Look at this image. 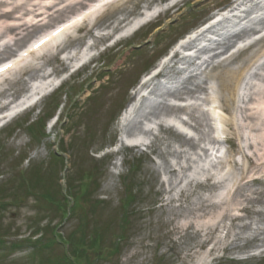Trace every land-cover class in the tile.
I'll return each mask as SVG.
<instances>
[{"label":"rangeland","instance_id":"374dc122","mask_svg":"<svg viewBox=\"0 0 264 264\" xmlns=\"http://www.w3.org/2000/svg\"><path fill=\"white\" fill-rule=\"evenodd\" d=\"M91 1L95 0H84V4L72 8V12L62 15L59 20H66L77 14L88 7ZM33 2H41L42 6L46 3L44 0ZM163 2L167 3L168 0L115 1L96 19L94 27L101 31L98 34H104L99 40L92 28L94 21L85 22L79 31L71 33L70 36H79L80 39L69 42L68 49L82 46L89 38L94 39L95 46H106L113 33L121 30L116 39L121 38L122 41L97 56L94 59L97 60L96 66L93 61L83 66L78 73L66 78L59 89H54L56 91L52 96L41 98L34 108L5 120L3 128L0 129V238L4 236V240L8 242L7 245H0V264H40L42 257L60 258L64 252L69 251L67 244L59 243L50 247L44 246L42 257L31 256V252L37 249L34 247L32 250L33 243L36 246L39 243H29L27 240L33 236L37 227L45 228L51 221V225L58 224L56 230L64 237L80 235L81 226L87 235L92 234L91 237L95 236L97 229L101 231V245L110 249H107L104 256L90 253L89 262L82 261L79 264H264V258L255 254L258 251L255 245L224 250L225 231L220 233L219 240L216 238L219 244L212 253L208 251V246L198 247L200 238L195 236L193 230L180 239L182 232L179 225L193 211L194 202L202 203L219 190H207L203 183L205 176L198 175V171L204 170L208 173L215 163L200 148V145L203 147L213 143L212 116L208 112L209 100L206 97L211 92V87L207 91L198 92L201 96L200 105L197 109L190 110L198 116L197 127L191 128L195 138L180 133L168 124H159L155 128L156 134H152L154 137L149 146L138 148L123 144L119 153H106L107 148L118 142V118L122 109L133 98L131 88L143 74L157 65L180 37L210 18L217 8L232 4L233 0H179L173 7L163 9L161 13L157 8V17L145 25H138L139 27L132 30L126 28L125 24H130L131 19L140 15L142 10L155 8ZM258 2L264 4V0ZM38 8L39 6L32 14L35 19L26 14L22 21L27 25H32L33 22L43 25L59 16V13H55L48 18L47 14L41 15L44 9ZM6 9L5 3L0 4V12ZM23 12L24 10L16 12L12 16ZM11 18H0V27L10 22ZM7 19L10 21L7 22ZM59 20L53 21L51 26L61 22ZM112 22L113 26L118 27L114 31L111 27L106 28ZM28 29L30 33L25 36V40L12 48L27 46L41 33L40 29L35 30L32 26ZM26 32L23 31L22 35ZM70 36L62 39V43H66ZM1 48L3 47L0 44ZM12 48L8 49L14 51ZM58 48L60 46L51 47L42 54L31 57L27 67L30 64L42 66L40 77L50 71L57 75L65 72L68 64L63 61ZM10 55L12 54L1 57L0 61ZM263 61L264 40L249 49L241 50L237 58L230 62L229 67L237 71L230 90L221 94L216 89L223 108L220 115L224 121L221 123L227 135L231 130L225 121L229 120L232 112L239 111L238 95L234 97L232 90L239 76L243 75V70ZM222 69L223 67L218 70H199L185 85L189 88L209 86L210 83L218 87V79L210 78V74ZM261 71L264 73V69ZM21 75L20 70H16L0 82V101L18 98L29 89L31 82L36 81L29 79L27 75L20 78ZM251 81L262 83L257 77H252ZM51 99L59 102L60 106L44 129L45 120L51 112ZM156 107L160 115L164 113L162 104L153 105L152 108ZM140 115L144 116L143 113ZM56 116L64 118L65 121L56 122ZM39 120L43 124L33 125ZM139 128V118H136L127 126L126 131L130 134ZM202 131H208L209 138L201 135ZM186 140L195 143L199 148H193ZM232 144L229 153L240 163H244L242 155L237 153L238 147L233 142ZM118 155L124 158L121 167L116 166L119 174L113 173L111 168L115 166ZM134 163L136 171L130 175V165ZM87 174L92 176L90 182L86 179L90 194L81 200V207L70 212L68 218L62 219V213L56 211L55 203L48 199V195L62 198L61 193H73L71 188L80 191L81 180ZM262 185L257 182L248 186L261 188ZM183 186L189 189L188 195L185 190H181ZM133 192L135 196L133 200H128L132 201L130 203L126 201V197L134 195ZM168 197L175 198L167 201ZM124 201L129 203L126 208L123 207ZM253 219L252 229H239L230 222L228 225H231L234 232L248 236L254 233L255 227L264 228L263 221H259L257 217ZM83 222L85 225H82ZM47 228L46 231L43 229L45 232L40 231L43 233L38 236L42 244L51 235V227ZM119 233L124 234L117 241L119 252L110 254L109 251L115 247L113 241L116 243ZM245 242L241 237L236 241L237 244ZM263 247L264 244L260 248ZM183 250L188 254L198 250L197 257H200H185Z\"/></svg>","mask_w":264,"mask_h":264},{"label":"bare ground","instance_id":"6f19581e","mask_svg":"<svg viewBox=\"0 0 264 264\" xmlns=\"http://www.w3.org/2000/svg\"><path fill=\"white\" fill-rule=\"evenodd\" d=\"M47 1H49L50 3L47 4ZM251 1V4L253 3V5L256 2L255 0ZM2 3L6 4L7 9L4 12H0V18L12 17L10 20H14L17 24L15 26H6L5 28H3V30L0 31V40L3 39L6 35L13 34V36L15 37L14 45H17L20 41H24L25 36L29 35V26H32L35 30L40 29L41 31H43L44 27L45 30H48L53 26H51L53 21L59 20L62 15L72 12V8H76L78 4H81L80 2L73 3L69 0H44L45 4L43 6L41 5V2L37 3L33 2V0H0V4ZM38 6V9H44V11L41 12V15L47 14V17L49 18L55 13H59V16L50 19L51 21L45 22L43 25H37L36 23L27 25L26 22L22 21L23 18H25L24 15L28 14V17L33 16L35 19V15L32 14H34L33 12L37 9ZM263 8L264 5L259 4L254 8L247 7V9H244L242 13L245 16H249L250 14L255 15L256 12H259ZM237 9L239 8L235 7L233 10ZM23 10L24 12L20 15H16L15 17L12 16L14 15V13ZM230 14L235 18L239 17L237 13ZM230 21H232L231 18L224 17L221 21L216 22L203 34H201V38L197 37L186 41L184 47H188L194 50L191 51V55L182 56L177 60V62L181 64L182 70L192 67L191 71H193V74L191 72L192 75H189L186 78L185 82L178 84L176 87L170 86L169 88H165L163 90V96L182 99L188 97L190 99V102L188 104L175 105L163 103L164 106L162 104V107L164 109V113L160 115L159 112H157V107L155 109H147L145 103L141 101L139 103L140 106L137 112H139V114L143 113L146 118L147 116H153L155 118H159L162 116L180 117L182 114H185L187 120H182V118H179L181 120L180 125L182 126L183 123L185 125H189L192 128H196L197 124L199 123L198 116L196 114H192L190 110L197 109V107H199L200 98L198 96V92L207 91L208 86L203 85L187 88V85H185L186 81L193 77L194 74L199 70L207 71L209 68L211 70H218L223 67L222 71H218L215 74H210V78L218 79V92H220L221 94L227 93L230 90L232 81L234 82V80L236 79L237 72L235 71V69L230 68L229 64L230 62H233L238 55V53L236 54V52L231 53L230 55H228V53L233 47L234 43L239 40V38L249 35L250 31H254V28L252 27H245L240 32L234 33L229 36V38H226V40L210 39L211 37L208 35H213L212 37L221 38L222 35L219 30L223 28V24H229L230 27ZM113 22L112 24H108V27H111L114 31L118 27L113 26ZM261 23H264V20H261ZM83 24L81 26H76L74 30L78 31L79 28L83 27ZM71 25H76V23L74 24L73 22H70V26ZM95 25L96 20H94L92 26ZM25 30L27 31L26 34L22 35L23 31ZM64 30L66 29L64 28ZM59 35L60 33L52 36L51 42H56L55 46H60V48H58L60 52L68 49V47L70 46L69 42H76L80 39L79 36L73 37V35H69L70 38L68 39V41H66V43H62V41L61 43H58L57 39ZM103 37V35H99L96 38L97 40H99ZM263 40L264 36L250 44L247 48L249 49L252 46L262 42ZM37 41H39V39ZM205 42L209 46L199 47L200 44L206 45ZM77 47L78 46H74V48ZM8 48L12 47L7 44L2 50H0V58L6 56L7 54H10L11 49ZM12 49L16 50L14 48ZM41 50V48H38L35 51L36 53L30 52V54H40ZM239 50L242 49L239 48ZM210 52L213 53L212 56L206 58V55ZM27 53L29 54V50L27 51ZM24 57V54H22V59ZM220 57H224V59L217 61L215 60L216 58ZM19 63V61H16L13 67H15L16 65L18 66ZM175 65L176 63L172 60L167 61L163 64V72L167 73L168 71H172V69L175 68ZM256 67L257 70L253 72V76L262 80V83L258 84L250 80L247 81L246 93L244 98L242 99L244 105L240 107V113H238L232 119L226 121L227 127L229 130H231V133L226 135L225 140L233 141L234 145L238 147L236 149L237 153L242 154L243 160L245 162L241 164L235 158H233L232 160L230 159V161L220 159L217 163L218 165H222L224 163L229 164V169L224 172V174L206 173V171L203 170L202 173L205 176L203 183L206 185L207 190L212 192L217 188L223 186L228 187V190L226 191L225 195L216 193L213 196L207 197L205 200H203L202 203H198L197 201H195L193 211L189 216H185L182 223L179 225L180 231L182 232L180 235V239H183L188 234V232L193 230L195 236L197 238H200L198 247L203 248L205 246H208V251L210 253L217 249L219 244L217 239L219 240V238H221L220 233L223 231H225L223 240L226 241V243L223 244V248L226 251H230L232 249H243L247 247L248 244L255 246H261L264 244V228H261L260 226L255 227V231L253 234L242 236L240 232H234L231 229V225H228V222H230L234 227L236 226L239 229H252L254 227L252 226L253 220L255 219H253V217H257L259 221L264 222V73H262L261 71V69H264V61ZM19 70L22 74L20 78H23V76L27 75L29 79L34 80L40 77L39 71L42 70V66H33L30 64L29 67H20ZM3 77L4 76H2V78ZM26 82H28L27 79ZM211 89L215 90L214 86H211ZM236 91H238V88L236 89ZM232 95H237L234 90ZM208 100L209 97L207 96V101ZM226 101H228V98ZM3 107H5V104L0 105V109ZM149 109L150 111H147ZM131 116L132 113H129V115L127 114L122 118L121 128L124 127V124L129 120ZM222 120L224 121L223 118ZM140 131L143 130L140 129ZM149 133L152 134L153 132ZM202 134L203 136H208L209 138L208 131H202L201 135ZM215 141L218 142L214 138L213 142ZM140 142L141 137L139 136L132 138V140L130 141V143H133L135 147L138 146ZM242 142H244V144H242ZM186 143L190 144V146H192L193 148H199L198 145H196L195 143H190L189 140H186ZM201 149L206 154L207 148ZM201 182L202 181H200V183ZM257 182H261L263 184L261 188H250V186H248L251 184H256ZM181 190H185L184 192H186L187 195L190 193L187 186H183ZM170 198L168 197L167 201ZM174 198L172 197L171 199ZM257 228L259 229L258 231ZM240 237L244 239V242L246 241L244 244L236 243V241H238ZM223 240L220 239V241ZM258 241L260 242L257 244ZM183 253L185 257L193 256L196 258L198 250H194L190 254L186 253L183 250ZM198 257H200V255H198Z\"/></svg>","mask_w":264,"mask_h":264},{"label":"trees","instance_id":"16d2710c","mask_svg":"<svg viewBox=\"0 0 264 264\" xmlns=\"http://www.w3.org/2000/svg\"><path fill=\"white\" fill-rule=\"evenodd\" d=\"M87 179H88V181L91 180V176H90V175H87ZM89 182H90V181H89ZM87 187H88V184L85 182V183L83 184V186H81V192H80V194H73V197H74V199H75V201H76V203H75V206H76V207H78V206L81 207V203H80V201H81V197H84V196H86L87 194H89ZM82 188H83V189H82ZM48 199H49L50 201H52L53 203H55L56 206L58 207V209L60 208V210H62V211L65 209V206H66V202H65V201H67V198H66V197H64L63 200H61V198H59V197H54V198H53V196L51 197V195H48ZM96 241H97V239H95L94 242H96ZM0 243H3V242L0 241ZM48 243H49L50 246L53 245V244H55V243H57V239H56V236L54 237V234H53V236L49 239ZM22 244H23V243H22ZM12 245H15V244H12ZM19 245H20V244H19ZM64 261H65V260H64ZM66 263H67V262H66ZM48 264H65V262H63V261L60 262V260L55 261V262H52L51 260H49V261H48Z\"/></svg>","mask_w":264,"mask_h":264},{"label":"snow or ice","instance_id":"6c2138e0","mask_svg":"<svg viewBox=\"0 0 264 264\" xmlns=\"http://www.w3.org/2000/svg\"><path fill=\"white\" fill-rule=\"evenodd\" d=\"M107 2H108V0H100V2L97 3L96 8L93 9V11H96L98 9H102V7L104 6V4H106ZM79 19H82V17L79 18ZM78 22H79L78 20L77 21H73L74 24L75 23H78ZM65 27H67V25ZM62 31H64L63 28H58L56 30V32L53 33V35H57V34H59ZM47 39H50V38H46L44 40H41L38 44L35 45V47L36 48H40L44 43H46V40ZM25 55H27V54L25 53ZM10 68H12V65L11 64H3L2 66H0V73H6Z\"/></svg>","mask_w":264,"mask_h":264}]
</instances>
